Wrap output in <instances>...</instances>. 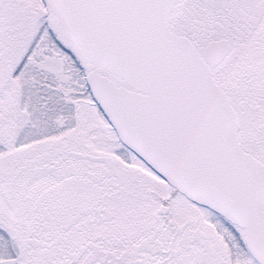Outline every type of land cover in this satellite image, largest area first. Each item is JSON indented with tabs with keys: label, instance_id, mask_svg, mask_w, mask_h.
I'll return each instance as SVG.
<instances>
[{
	"label": "snow or ice",
	"instance_id": "snow-or-ice-1",
	"mask_svg": "<svg viewBox=\"0 0 264 264\" xmlns=\"http://www.w3.org/2000/svg\"><path fill=\"white\" fill-rule=\"evenodd\" d=\"M0 264H264V0H0Z\"/></svg>",
	"mask_w": 264,
	"mask_h": 264
}]
</instances>
